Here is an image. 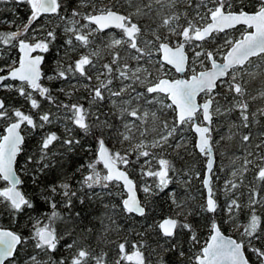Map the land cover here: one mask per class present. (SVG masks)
<instances>
[{"label":"snow or ice","instance_id":"1","mask_svg":"<svg viewBox=\"0 0 264 264\" xmlns=\"http://www.w3.org/2000/svg\"><path fill=\"white\" fill-rule=\"evenodd\" d=\"M16 2L27 4L30 15L22 28L0 32V44L16 47L20 53L18 60L0 66V73L6 72L0 74V90L15 92L30 107L26 112L22 108L6 104V98H0V129H2L0 130V182L4 183V186L0 187V207L13 218L28 212L30 231L26 236L22 231L0 227V264H105L104 254L94 255L88 247H77L78 242L73 239V232L81 213L75 212L73 216V209L77 201L84 204L86 199H100L103 195L111 196L112 192L109 188L112 184L117 188L122 186L127 192V197L116 206L122 213L129 218L133 215L146 217L147 199L142 202L136 196L135 184L126 170L132 163L129 152L122 154L118 151H110L105 146L101 130L96 137L98 151L95 159L76 169L80 173L87 169V174L82 175L79 181H75L73 174L65 171L66 157L83 145L72 135V129L67 123L64 126V136L58 135L55 131H45L47 126L55 125L61 120L70 122L85 134L95 135L94 127L101 129L111 127L107 121L100 120V113L96 114L95 124L89 122L93 115L90 108L105 100V92L110 98L128 97L126 100L121 99L119 105L115 99L112 100L113 106L119 107L122 116L146 120L149 112H141L138 107H130L134 102L159 105L161 115L169 109L175 113L171 126L167 120L161 121L162 131L158 139L152 142V148L162 149L168 144L169 138L184 125H191L194 128L198 134L196 147L207 158L208 170L202 180L207 195L200 206V211L215 215L219 205L212 186L214 116L218 117L238 110L240 127L243 128H248L250 122L259 123L260 119L264 118V107H258L253 112L249 111L250 101L264 99V90L251 95L248 89L249 80L245 79L247 76L255 80L258 74H264V0H201V3L196 5L197 11L194 17L188 18L187 13L183 14L185 24L180 23L181 16L176 12L164 16L159 27L166 28L167 35L161 37L158 29H152L151 35L154 39L143 40V47L138 43L142 30L138 23L133 22V17L148 15L154 4L161 6L157 12L159 15L165 5L172 9L182 0H147V3L137 7L134 13L128 15L114 11L112 7H99L96 0H79L77 6L70 11L65 0H16ZM125 2L132 4V0ZM183 2L191 5L192 0H183ZM119 4L120 0H116L114 6L119 7ZM209 4L212 7H208ZM85 7L90 8V11L78 10ZM201 7L206 9L203 14L199 11ZM42 16H55L60 23L51 30L41 25L40 31L43 35H38L33 25ZM82 20L84 23H81ZM93 25L95 27H92ZM237 25L244 26L238 39L226 38L224 44L214 51H208L203 47V43L213 38L215 33L234 29ZM112 27L119 29L122 35L120 38L110 37L105 43V48L113 50L110 51L112 59L110 63L101 66L96 76L97 83L92 85L93 77L88 75V69L96 67L93 57L99 56L98 50L81 54L78 59L66 66L63 61L70 60L71 54L80 48L88 49L98 33ZM57 28H62L65 37L59 49L63 51L64 56L56 61L52 74L45 77L41 68L45 57L33 53H49L55 47L58 39ZM170 38H178V40L173 43ZM122 45L132 53L129 59L137 61L135 68L130 67L127 62L121 63L120 53L114 51ZM186 45L192 47L191 64L185 51ZM153 51L162 54L161 60L156 61L157 76H153L152 72L140 64L141 61L150 62ZM221 52H223V60L218 61L215 57ZM165 64L172 66L177 73L190 71L191 75L180 79L165 78L167 75L164 71ZM197 65L201 70L197 71ZM159 73L164 75L161 76ZM45 78L50 82L57 81L66 85L60 87L58 91L69 98L75 95L81 86L84 87L88 91L89 108H85L83 103L66 104L58 101L53 95L52 88L43 83ZM113 79L121 81V87L115 91L111 88ZM81 81L89 83L82 85ZM125 81L130 83H124ZM135 85H141L143 90L137 91ZM219 88H224L225 93L219 92ZM149 95H151L150 99ZM221 95L226 102L228 96L232 97V102L226 108L218 99ZM37 97L54 106L56 113L51 109L41 111V99ZM198 97H201L202 103L198 102ZM166 100L170 103H166ZM61 110H65L63 117L57 115ZM151 116L156 119V112H152ZM134 126V122L132 125H124L126 132L119 134L124 141L131 139L128 133ZM25 128L42 133L34 154L25 152L26 138L22 134ZM141 135L144 133L142 132ZM260 135L261 142L254 145L257 151H249L244 158L242 171L240 173L233 171L234 179L226 180L224 183L225 194L234 193L243 183V173L248 172L251 166L254 170V180L261 185L260 188L249 185L246 207L250 214L244 225L235 223L236 213L241 210L238 198H230L226 201L229 221L234 223L236 230L242 228L239 239L226 236L221 230V225L213 219L208 238L201 242L196 226L188 222L187 217L191 215L187 211L188 203L177 201L175 194L172 193L170 199L176 209L175 215L164 218L155 226L168 244L165 251L175 252L178 257L183 258L185 251L177 238L186 232L189 236L187 243L190 244V250L195 249L190 257L192 264H264V226L261 215L257 213L258 208L264 207V195H262L264 193V133ZM241 140L242 143H250L251 133L242 135ZM56 145H60V149L54 151ZM147 147L148 145L141 141L133 149L137 153V160L140 157H151L158 165L156 170H152L150 161L148 159L144 161L148 170L145 172L142 168V174L156 180L154 186L145 185L142 188L146 198L168 188L171 182L169 173L175 171L168 159L163 156L157 157L150 153ZM21 154L24 155L23 168L18 166L17 158ZM98 165H102L103 170L106 171L99 170ZM56 168L60 169V179L49 181L48 176ZM24 174H28L33 185L41 189L35 199L21 191ZM196 175L199 176V173ZM238 175L241 177L239 183L235 179ZM41 177H44V181ZM74 183L78 187H74ZM96 187L107 191L96 192ZM39 203L47 204L51 211L47 215L33 218L31 213L36 211ZM58 208H63L65 212L62 213ZM105 208L109 209L110 205H105ZM58 222L66 226L62 233H58ZM68 225L73 226L68 227ZM137 235L143 234L137 233ZM68 240H71V243L66 242ZM62 244L69 254L57 257L56 253ZM127 244L128 242L125 241L117 245L119 258L116 264L122 262L145 264L144 254L141 251L144 247L143 243H133L131 245L133 251L130 254L126 251ZM159 264H167V262L161 257Z\"/></svg>","mask_w":264,"mask_h":264},{"label":"trees","instance_id":"2","mask_svg":"<svg viewBox=\"0 0 264 264\" xmlns=\"http://www.w3.org/2000/svg\"><path fill=\"white\" fill-rule=\"evenodd\" d=\"M101 0H96V3L99 7H112L125 12L134 13L136 8L147 3V0H132V4L129 5L125 0H120L119 7H115L116 0H107L103 5L100 4ZM65 3L68 4L69 11L71 8L76 7L79 3V0H65ZM201 3V0H192L191 5L187 2L178 3L174 8L169 9L166 5L160 14L157 12L160 10V5H153L152 11L148 15L143 16H134L133 22L138 23L141 27V36L138 38V43L143 47V40H152L154 37L151 35L152 29H158V34L161 37L165 36V33L162 31V27H159L160 21L163 20V17L168 15L169 12H176L180 14V22L185 24L184 13H187L188 18H192L196 14V5ZM208 7H212L211 4ZM82 12L90 11V8H81L78 9ZM201 14L206 12L204 7L199 9ZM30 11L27 4L18 3L16 0H0V32H10L16 30L21 24L26 23ZM57 20V21H56ZM14 22V23H13ZM81 22H84L83 20ZM59 20L55 16H42L37 22L34 23V26L43 25L45 29L51 30L57 24ZM92 27H95L94 25ZM243 25H237L236 28L226 30L222 33H215L214 39H209L203 43V47L208 50V48L216 45V42H222L227 36L231 33L234 37L241 35L243 30ZM39 30L40 29H36ZM57 41L55 47L49 53H41L44 55L45 59L42 63V71L44 74L52 72L55 68L56 61L64 56L63 51H60V45L62 44L64 37L62 28H57ZM41 32V31H40ZM41 35L43 33L41 32ZM122 35L121 31L117 28L105 29L103 32L98 33L93 38V43L89 46L88 49L80 48L76 52L71 54L70 60L65 59L70 62L78 59L81 54H88L93 50L99 51L98 57H93V62L96 65L95 68L88 69V75L92 76L91 81L92 85H96V76L101 70V66L105 63H110L112 56L110 51L105 48V43L109 40L110 37ZM173 39V38H170ZM187 46V45H186ZM189 47V46H187ZM120 53L121 63H129L130 67L137 66V61L130 60L129 56L132 54L127 49L125 45L120 46L119 48L114 49ZM192 54V49L189 50V55ZM223 54V52H222ZM154 58L152 59V64H156V61L160 59V53L153 51ZM19 51L18 48L0 44V66L4 64L11 63L12 60H18ZM147 60V58H146ZM145 61H141L140 64ZM146 66H149V62L145 63ZM171 68V67H170ZM153 76H157L158 73L154 69L150 68ZM103 79V77H101ZM249 80L248 89L251 95H256L259 91L264 90V74H258L255 80H252L251 77H245ZM76 82V81H75ZM45 86L52 88L53 95L57 98L58 101L64 103H83L85 108H89L87 102L88 91L84 87H80L78 91L75 92L71 98L66 96L64 93L58 91L59 86H62L60 82L57 81H48L47 79L43 80ZM88 81H81V84H88ZM124 83H128L125 81ZM121 87V81L118 79H113L111 88L112 90H118ZM137 91H142L143 87L141 85H135ZM219 92L222 94L225 93L224 88H219ZM151 97V95H149ZM0 97L6 98V104H11L14 107L22 108L24 111L29 110V105L24 102L15 92H7L0 90ZM41 99V111H47L51 109L53 113H56V108L50 105L46 100ZM149 98V97H148ZM116 100L117 105H119L120 100L128 99L127 96L122 98H110L108 93L105 92V100L100 102L98 105H94L90 108L92 116L89 120L90 123L95 124L96 114L100 113V120L107 121L108 125L111 127H94L92 133L85 134L82 130L77 129L74 125L67 121H59L55 125H49L45 131H55L58 135L64 136V127L67 123L68 127L72 129V135L79 139L82 148H77L74 153L66 157L67 163H65V171L68 174H73L75 181H79L82 178V175L87 174V169L83 173L77 172L76 169L82 165L87 164L89 161H93L96 157L97 142L96 137L99 136L101 130L103 131V138L105 143L110 147L116 146V143L120 139L119 135L124 130V125L126 120H132V122L137 119L122 116L120 114L119 107H114L112 100ZM150 99V98H149ZM221 105L225 108L229 106V103L232 102V97L228 96V101L224 100L223 95L218 97ZM247 99V97H245ZM167 101V100H166ZM136 104L135 102L131 105ZM264 104L263 99H257L255 101L249 102V111L253 112L256 108L261 107ZM147 108L150 112H156L157 118L153 119L151 114L148 116V121H144L140 126L135 125L136 131L147 132L150 128V125L156 128V132L153 134L161 133V121L167 120L169 126H171L175 113L169 109L164 111L161 115L159 111V105H149L140 103L138 108ZM63 117L65 115V110H61L60 113H57ZM251 121V117H250ZM212 128V143L215 147V162L212 169V186L216 192L217 203L219 205L218 212L213 215L210 213H201L200 206L204 203L205 193L204 187L202 184L203 170L205 166L206 157L203 156L198 148L195 145V133L191 128V125H184L182 129H179L177 133L169 138V142L162 149L161 148H152L149 142L145 144L148 145L147 150L150 153L155 154L157 157L163 156L171 162V165L174 167L175 171L170 172L171 182L163 192H158L156 195L151 197H145V193L142 191L140 186L141 182H148L147 185L154 186L156 183L155 178L143 175L142 171H139L141 162L145 157H140L137 160V155L135 151H130L129 159L132 161L130 165L127 166V169L131 176L135 179L137 183V188L141 196L142 201L147 199L146 206V217H138L133 215L129 218L125 213L120 211L119 207H116L120 204L124 190L122 186L117 188L115 184L110 185L109 190L112 192L111 196L103 195L100 199H86L84 204H80L78 201L75 204L73 209V216L75 212H80V220L76 221L73 232V239L77 240V247H88L94 255L104 254L105 264H116L117 259L119 258V251L117 245L119 243L127 241L126 251L130 254L133 243L140 244L143 243L144 247L141 251L144 254L145 264H159L161 257L165 259L167 264H192L190 257L192 256L195 249L190 250V244L187 243L189 236L185 232L182 235L178 236V240L182 243L183 249L185 251V256L183 258L178 257L175 252H168L165 249L168 248V244L165 242V239L162 237V234L158 230L156 225L159 223V219L165 215H175V206L172 204L170 195L175 194L177 201H186L188 203L187 211L191 213L188 215V222L196 226L197 232L200 236L201 242L208 238L210 232V224L213 219H216L221 227L235 235L239 239V233L242 231L236 230L234 223L229 221L228 214L226 211V201L230 198H238V201L241 205V210L236 213L235 223L244 225L247 223L249 216V209L246 207L249 185H254L257 188H260L261 185L259 182L254 180V170L251 169L246 173H243L242 180L243 183L241 186L235 190L234 193L225 194L224 183L226 180L234 179L232 176L233 171L240 173L242 171V166L244 158L247 156L249 151L256 152L254 145L261 142V135L264 133V118L260 119L259 123L250 122L248 128L240 127V114L239 111H232L226 115L214 116ZM64 123V125H62ZM128 124V123H126ZM155 125V126H154ZM160 128V129H159ZM133 129V128H132ZM2 130V129H0ZM146 130V131H145ZM252 135V140L250 143H242V135L249 134ZM25 135V152L29 154H34L36 152L37 141L42 134L40 131L33 132L29 128H25L23 131ZM145 137H148L145 135ZM188 137V141L184 139ZM139 138V137H138ZM150 138H146V140ZM147 140V141H148ZM179 145V147H177ZM60 145H56L53 149L54 151L59 150ZM135 159H132V157ZM251 158V157H249ZM18 166L23 167L24 155L21 154L18 156ZM152 159V158H151ZM154 160V159H152ZM63 163V161H62ZM144 165V164H143ZM29 168L31 165L28 166ZM101 166L98 165V169L101 170ZM143 170L146 172L145 167ZM105 172L104 170H101ZM60 169L56 168L48 176V180H59L60 179ZM199 173V176L196 175ZM23 184L20 186L21 191L28 197L35 199L36 194L41 191L37 189L28 174L22 176ZM239 183L241 177L235 178ZM41 180L44 181V177H41ZM46 182V181H45ZM4 183L0 182V187H3ZM74 187H78L74 183ZM100 187H96L98 189ZM95 191L97 192V190ZM107 191V190H103ZM264 195V193H262ZM59 199V197H57ZM105 205H110L109 209L105 208ZM62 213L65 212L63 208H58ZM50 209L47 204L39 203L35 212L31 213L33 218L44 216L50 213ZM257 213L261 215L262 226H264V207L258 208ZM29 213L25 212L23 215L13 218L6 211L0 207V225L9 226L14 230L22 231L24 235H28L30 231V225L28 224ZM184 219V217H180ZM73 225H68L72 227ZM152 226V227H150ZM66 226L58 222V233H62ZM90 229V231H89ZM137 233H142L143 235H137ZM71 243V240L66 241ZM175 242V241H173ZM75 250V249H74ZM73 250V251H74ZM69 253L63 247V244L59 247L58 252L56 253L57 257L67 256ZM122 264H134V262H122Z\"/></svg>","mask_w":264,"mask_h":264},{"label":"rangeland","instance_id":"3","mask_svg":"<svg viewBox=\"0 0 264 264\" xmlns=\"http://www.w3.org/2000/svg\"><path fill=\"white\" fill-rule=\"evenodd\" d=\"M107 2V0H101V2H100V4H104V3H106ZM105 8H107V7H105ZM127 14H128V12H127ZM169 14H171V12H169L168 13V15ZM57 21V20H56ZM81 23H84V22H81ZM181 24H182V22H180ZM24 24V23H23ZM23 24H21L19 27L20 28H22V26H23ZM159 24H162V21H160L159 22ZM40 26H41V24L40 25H37V26H34L33 28H35V29H40ZM244 29V28H243ZM31 31V30H30ZM162 31L165 33V35H167V29L166 28H163L162 27ZM243 31V30H242ZM37 34L38 35H41V32L39 31V30H37ZM114 37H116V38H120L121 37V35H116V36H114ZM236 37H234L231 33L227 36V39H235ZM211 39H214V36H213V38H211ZM177 40H178V38H173L172 39V41H173V43H176L177 42ZM224 41H225V39L222 41V42H216V45H214L213 47H211V48H208V51H210V50H212V51H214L215 49H217V48H219V46H221V45H223L224 44ZM194 43H199V42H194ZM189 48H191L192 49V47L191 46H189L188 47V49ZM198 50V49H197ZM42 55V54H41ZM192 55H193V52H192V54L190 55V57H189V64H191V60H192ZM222 52H221V54H219V55H217L218 57H222ZM154 58V55L152 56V58H151V61L149 62L150 64H149V66L147 67L146 66V61H145V63L144 62H142L141 63V65H142V67H144V68H147L148 70L150 69V68H152V69H154V71H156L157 72V68H158V65H156V64H152V59ZM68 63H70V61L69 60H66V62L64 63L65 64V66L68 64ZM136 67V66H135ZM135 67H132V68H135ZM197 67V69L198 68H200V66L199 65H197L196 66ZM164 71L167 73V75H173L174 74V70L173 69H171L170 68V66L169 65H167V64H165V66H164ZM250 71H255V69H250ZM53 72V71H52ZM52 72H49V73H46V74H44L45 75V77L47 76V75H51L52 74ZM164 73H159V75H163ZM46 79V78H45ZM12 83H16V82H12ZM72 83H76L75 81H72ZM128 83H130V81H128ZM60 87H66V85H62V86H59V88ZM149 98H151L150 96H149ZM263 101H264V99H263ZM166 103H170V101H165ZM139 106V104H134L133 106H130V107H138ZM261 107H264V104L261 106ZM140 111L141 112H143V111H148L149 112V115L153 112H150L147 108H142V109H140ZM145 121V120H144ZM144 121H142V120H136V121H134V124L135 125H137V126H140L142 123H144ZM146 121H148V117L146 118ZM126 123H128L129 125H132L133 124V122H132V120L130 119V120H126V122H125V124ZM212 123H214V122H212ZM62 125H64V123H62ZM212 125H214V124H212ZM136 126V127H137ZM155 126V125H154ZM64 127V126H63ZM136 127H132L133 129H131V132L130 133H128L130 136H131V139L130 140H127V141H124L123 140V138H122V136H120V139L118 140V142L116 143V146H114V147H110V151H112V152H120V153H125V152H130V151H132L134 148H135V145L136 144H138V143H140L141 141H143L144 143H146V142H149L150 143V145L152 144V142L154 141V140H156V139H158V137H159V135H160V133H158V134H153L154 132H156V128H158V126H155V127H153V126H151L150 125V128L148 129V131L147 132H143L144 133V135H141V131H136ZM160 129V128H159ZM182 129V128H181ZM126 132V129H122V133H125ZM145 135H147L148 137H145ZM139 137V138H138ZM146 138H150V140H146ZM185 141H188V137L187 138H185L184 139ZM135 154L137 155V153H136V151H135ZM132 159H135V157L133 156L132 157ZM145 159H148L149 161H150V165H151V169L152 170H156L157 168H158V165L156 164V161L155 160H152L151 159V157H148V158H145ZM145 159L141 162V166H140V168H139V171L141 170L142 171V168H144L145 167V169H147L148 170V166L147 165H145V163H144V161H145ZM144 164V165H143ZM23 167L25 166L24 165V162H23ZM99 166H101L102 167V165H99ZM22 166L20 167V168H23ZM101 170H103V167L101 168ZM105 171V170H104ZM147 183L148 182H141V184H140V186L141 187H144L145 185H147ZM97 190V192H102L103 190L101 189V188H98V189H96ZM40 217V216H39ZM133 250H131V252H132Z\"/></svg>","mask_w":264,"mask_h":264},{"label":"water","instance_id":"4","mask_svg":"<svg viewBox=\"0 0 264 264\" xmlns=\"http://www.w3.org/2000/svg\"><path fill=\"white\" fill-rule=\"evenodd\" d=\"M113 10L114 11H118L119 13H121V14H123V15H127V13L125 12V11H122V10H119V9H116V8H113ZM240 37V35L239 36H237L235 39H238ZM185 51H186V53H187V55H188V58H189V54H188V51H187V49H186V47H185ZM226 51V50H225ZM37 54H39V55H41V53H39V52H37V53H33V55H37ZM19 56H20V53H19ZM162 58V54L160 53V59ZM218 61H222L223 60V55H222V57L221 58H218V57H215ZM19 59V58H18ZM170 66V65H169ZM209 67H210V64L208 65ZM172 67V66H171ZM174 69V68H173ZM199 70H201L200 68L199 69H197V71H199ZM43 72V71H42ZM0 74H6V72L5 73H0ZM164 75V74H163ZM163 75H161V76H163ZM190 75H191V72H189L188 74H186V73H177V75L176 76H173V77H170V76H168V75H166V77L165 78H170V79H180V78H188V77H190ZM1 98V97H0ZM197 100H198V102H203L202 101V99H201V97H198L197 98ZM192 128V130L194 131V133H195V145H197V142H198V134L195 132V130H194V128L193 127H191ZM23 135H24V133H22ZM105 146L109 149V147H108V145L105 143ZM212 147H213V165H214V162H215V147H214V145H213V143H212ZM110 150V149H109ZM97 151H98V146H97V149H96V153H97ZM122 168H124V166H121ZM126 170H127V172H128V175H129V178L130 179H132L133 180V182H134V184H135V194H136V196L142 201V199H141V196H140V194H139V190H138V188H137V183H136V181H135V179L131 176V174L129 173V171H128V169L126 168ZM106 171V170H105ZM208 173V170H207V158H206V160H205V166H204V170H203V176H202V180L204 179V177H205V175ZM204 187V186H203ZM123 188V187H122ZM124 190V195H123V198H126L127 197V192H126V190L125 189H123ZM204 193H205V198H206V195H207V190H206V188H204ZM122 198V199H123ZM143 202V201H142ZM168 216H173V215H165V216H163V217H161L160 219H159V222H161L164 218H166V217H168ZM216 220V219H215ZM217 221V220H216ZM218 223V222H217ZM0 227H4V228H11V227H9V226H2V225H0ZM12 229V228H11ZM12 230H14V229H12ZM221 230H222V232L226 235V236H231L232 238H234V239H238L235 235H233L232 233H230V232H227V231H225L222 227H221ZM209 236V235H208Z\"/></svg>","mask_w":264,"mask_h":264},{"label":"flooded vegetation","instance_id":"5","mask_svg":"<svg viewBox=\"0 0 264 264\" xmlns=\"http://www.w3.org/2000/svg\"><path fill=\"white\" fill-rule=\"evenodd\" d=\"M127 13V12H126ZM128 15V14H127ZM95 26V25H94ZM244 27V26H243ZM112 28H114V27H112ZM112 28H109V29H112ZM186 49H187V51H188V54H189V50H191V48H189L188 49V47L186 46ZM210 51H212V50H210ZM189 57H190V55H189ZM216 57H218V56H216ZM218 58H220V57H218ZM171 67V66H170ZM171 69H173L172 67H171ZM199 69V68H198ZM174 70V69H173ZM190 71H187L186 72V74H188ZM177 75V72H175V70H174V74L173 75H168V76H170V77H173V76H176Z\"/></svg>","mask_w":264,"mask_h":264}]
</instances>
